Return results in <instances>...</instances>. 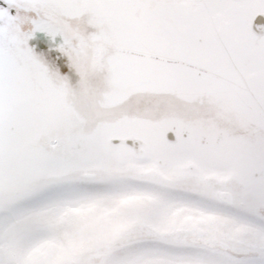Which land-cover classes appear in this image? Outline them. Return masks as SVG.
<instances>
[{"label":"snow or ice","instance_id":"obj_1","mask_svg":"<svg viewBox=\"0 0 264 264\" xmlns=\"http://www.w3.org/2000/svg\"><path fill=\"white\" fill-rule=\"evenodd\" d=\"M0 264H264V0H0Z\"/></svg>","mask_w":264,"mask_h":264}]
</instances>
